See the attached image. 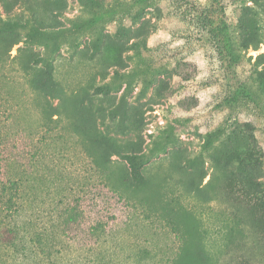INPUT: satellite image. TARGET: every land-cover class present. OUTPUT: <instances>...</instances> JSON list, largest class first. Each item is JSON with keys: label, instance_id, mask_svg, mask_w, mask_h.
<instances>
[{"label": "rangeland", "instance_id": "374dc122", "mask_svg": "<svg viewBox=\"0 0 264 264\" xmlns=\"http://www.w3.org/2000/svg\"><path fill=\"white\" fill-rule=\"evenodd\" d=\"M133 1L0 0L3 18L68 35L55 59L63 94L29 81L24 68L51 57L41 46L18 42L0 60V264H173L181 250L187 264H264V78L247 98L233 80L264 68V17L236 69L219 2L150 0L137 15ZM93 17L90 32L69 29ZM46 100L60 119L43 118ZM113 137L142 155L141 180ZM247 153L257 161L236 169L230 157Z\"/></svg>", "mask_w": 264, "mask_h": 264}, {"label": "trees", "instance_id": "16d2710c", "mask_svg": "<svg viewBox=\"0 0 264 264\" xmlns=\"http://www.w3.org/2000/svg\"><path fill=\"white\" fill-rule=\"evenodd\" d=\"M83 2L85 5H94L99 6V0H78ZM216 3H220L222 8V13L224 20L221 22V25L217 28V34H221L223 49L228 55L229 62L236 68L240 69L243 65V59L249 49L256 50L263 40V24L260 23V19L264 17V0H214ZM250 2V4H248ZM239 3V4H238ZM153 5L150 0H134L132 6L136 8V14H142L147 6ZM238 8V18L237 22L234 23L232 14L235 12V9ZM109 14L111 18L115 17L116 12L112 9H109ZM246 16H251L253 19V24L246 26L242 24V21L246 19ZM86 19H83L79 22L72 23V32L85 31L90 32L93 25L98 21L97 17L90 19V23L82 24ZM198 30L197 34L202 33L201 26L198 22L194 25ZM63 27H42L31 19H26L20 21L18 19H5L0 15V60H5L6 56H9V51L11 47L18 43L22 42L27 46H41L48 54L47 56L36 58V63L39 66L35 65L34 67L24 68L26 73L30 75L29 81L35 85L36 88L41 90H48L50 93L55 92L58 94H63V86L61 82L56 78V66L55 59L59 53V50L63 43L68 40L67 34ZM12 37L11 41H8V38ZM6 55V56H5ZM248 58H251L249 56ZM264 58V53H259L256 55V60ZM38 62V63H37ZM264 63V61L262 62ZM25 72V71H24ZM261 78H264V68L262 70H251L248 74L244 73L243 69L233 72V80L238 84V87L243 92V96L247 98L249 96L253 84L255 81H259ZM62 92V93H61ZM105 93L104 85H97L95 87V94ZM139 94H144V90L140 89ZM141 95V96H144ZM59 98H62L60 96ZM60 105V104H59ZM59 105L52 106L47 100L45 105H42V115L43 118L47 121L58 120L61 118V112L59 110ZM261 109H264V105ZM140 117H138L139 122H141L142 112H138ZM55 116V117H54ZM248 124V123H244ZM176 126V121L169 124V128ZM112 140L115 144L106 143L108 147L112 148L119 158L125 161L127 167L134 179L141 180L144 177V167L142 165L143 159L142 155L134 151L123 150L120 147L119 140L116 137H113ZM212 142L211 135L205 140V145H210ZM259 155V153H258ZM244 160L239 158L230 157L232 164L236 169H241L245 161L254 163L257 161V157L251 153H247L244 157ZM250 165V164H249ZM98 166L104 167L102 164L98 163ZM109 180V175L107 177ZM112 187V185H111ZM264 202V201H263ZM78 212L70 208L67 211V214L64 218V222L69 228H77L79 225ZM101 227L97 225L93 230L98 231V228ZM40 236V233H38ZM37 242H41L40 238L37 236ZM182 250L178 254L177 258L173 261V264H182L184 260V254H181ZM179 260L181 262H179ZM187 264V262H183ZM208 264L210 263V258L208 259Z\"/></svg>", "mask_w": 264, "mask_h": 264}]
</instances>
